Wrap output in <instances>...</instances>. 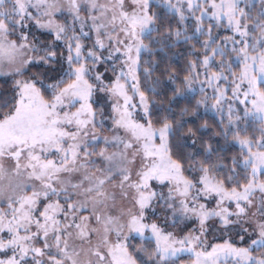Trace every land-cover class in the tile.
<instances>
[{
  "label": "snow or ice",
  "instance_id": "1",
  "mask_svg": "<svg viewBox=\"0 0 264 264\" xmlns=\"http://www.w3.org/2000/svg\"><path fill=\"white\" fill-rule=\"evenodd\" d=\"M0 264H264V0H0Z\"/></svg>",
  "mask_w": 264,
  "mask_h": 264
}]
</instances>
